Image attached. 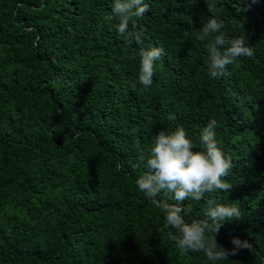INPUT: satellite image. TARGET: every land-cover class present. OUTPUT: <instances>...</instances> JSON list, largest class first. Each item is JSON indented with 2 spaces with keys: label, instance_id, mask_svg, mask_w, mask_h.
Returning a JSON list of instances; mask_svg holds the SVG:
<instances>
[{
  "label": "trees",
  "instance_id": "obj_1",
  "mask_svg": "<svg viewBox=\"0 0 264 264\" xmlns=\"http://www.w3.org/2000/svg\"><path fill=\"white\" fill-rule=\"evenodd\" d=\"M144 3L129 23L137 44L117 33L114 0H0V264H213L160 231L163 211L137 186L160 131L183 127L202 151L212 119L232 188L184 201V219H206L208 200L235 204L217 250L234 238L251 249L216 264H264V0ZM210 18L254 53L215 79L195 38ZM154 47L164 55L145 89L139 53Z\"/></svg>",
  "mask_w": 264,
  "mask_h": 264
},
{
  "label": "clouds",
  "instance_id": "obj_2",
  "mask_svg": "<svg viewBox=\"0 0 264 264\" xmlns=\"http://www.w3.org/2000/svg\"><path fill=\"white\" fill-rule=\"evenodd\" d=\"M208 10L215 7V0H205ZM113 13L119 18L116 25L117 33L128 41L142 43V33L129 30V23L134 17H141L148 11L144 0H114ZM222 22L210 18L196 33V40L208 41L206 44L208 54V75L210 78H220L227 74L226 69L239 57H252L253 48L247 45L245 36L236 37L226 41L220 33ZM214 36V39L212 37ZM227 45V47H226ZM141 64L138 83L145 89L153 83L154 62L164 55V49L154 47L150 50H141ZM135 88V85H132ZM174 119V117H170ZM218 122L212 119L201 130L199 141L202 151H194L196 147L183 127L166 134L160 131L154 137L153 146L146 162V173L137 180V186L154 205L164 213L165 223L160 229H174L167 232L170 240L181 251L203 252L213 264L228 259L229 255H236L241 249H251L247 241L234 238L232 250H217L216 235L225 221L240 219V208L235 204H217L213 200L207 201L206 219H193L186 222L184 216L191 210V205L182 206L186 200L201 201L206 193L213 191L228 192L232 185L225 180L232 168L231 158H226L218 146L215 129ZM172 194L177 203H169L160 196ZM183 213V215H182ZM215 233V235H208Z\"/></svg>",
  "mask_w": 264,
  "mask_h": 264
}]
</instances>
